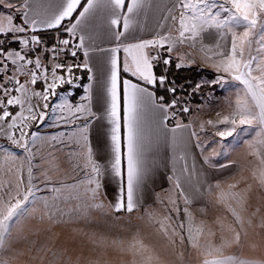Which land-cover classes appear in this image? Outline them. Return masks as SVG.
<instances>
[{
	"label": "snow or ice",
	"instance_id": "obj_1",
	"mask_svg": "<svg viewBox=\"0 0 264 264\" xmlns=\"http://www.w3.org/2000/svg\"><path fill=\"white\" fill-rule=\"evenodd\" d=\"M6 6L19 13L20 23H15L12 15L0 22V135L22 149L23 156L3 148L6 162L14 166L6 170L9 179L0 180V254L10 247L13 233L20 231L39 209L49 220H71L91 209H103L109 195L108 177L117 180L108 207L131 214L143 206L154 143L145 118L150 114L153 123L166 131L168 121L178 115L179 101L166 103L154 91L167 80L155 69L162 63L167 71L173 63V53L177 69L190 66L195 60L191 52L183 49L195 50L199 45L204 62H211L210 66L221 74L215 82L237 85L235 101L230 102L231 114L217 122L230 127L216 135L230 137L238 126H247L257 130L255 144L264 147V0H168L147 38L141 32L148 31L149 26L141 18L146 19L148 10L156 6L154 0H21L18 6ZM97 28L109 41L108 47L97 44ZM53 29L58 30L56 42L49 46L40 33ZM60 30L66 38L59 35ZM9 35L11 44L6 39ZM209 38L211 42L207 43ZM67 55L74 60L66 62ZM97 63H102L105 71L103 91L94 103ZM77 71L88 73L89 83L84 86L80 102L70 103L57 89L65 85L80 87ZM20 76L26 79L21 82ZM38 83H42V90L35 88ZM167 91L175 94L177 89L169 87ZM58 96L61 103L55 102ZM13 108L18 111L13 113ZM180 111L189 113L190 109L185 105ZM49 118L52 123L48 126L60 131L42 135L33 130V126L38 129L47 124ZM190 127L191 124L177 123L170 131L175 134ZM94 128L107 129L100 134L105 137L103 143L110 155L94 150L90 139ZM194 138V147L203 152L195 131L180 137L179 159L183 166L179 174L173 167L168 177L177 199L170 201L173 207L167 211L174 210L177 218L182 212L184 217L172 226V237L196 249L201 264H264L228 254L241 244L242 236L247 235L246 225L251 224L247 215L251 185L240 187L238 181L225 187L219 180L213 182L203 166L197 169L195 155L189 164L188 148ZM45 148L47 156L43 155ZM55 153L66 154L71 172L64 175L69 180L54 179L52 168L57 174L60 171ZM38 155L52 168L37 164ZM253 155L259 160L254 177L264 186V152L257 150ZM203 164L213 167L207 156ZM0 172L5 169L0 167ZM205 186L207 193L215 196L212 203L217 216L193 229L190 206L204 195ZM42 191L49 195L41 196ZM157 199L164 203L159 194ZM181 199L182 209L178 204ZM146 215L149 221L154 217L151 211ZM164 220L172 221L173 217L166 215ZM157 223L167 235L168 226L163 220ZM217 224L218 230H214ZM127 250L134 257L133 264H159L142 242L130 244ZM0 264L8 261L0 259Z\"/></svg>",
	"mask_w": 264,
	"mask_h": 264
},
{
	"label": "rangeland",
	"instance_id": "obj_2",
	"mask_svg": "<svg viewBox=\"0 0 264 264\" xmlns=\"http://www.w3.org/2000/svg\"><path fill=\"white\" fill-rule=\"evenodd\" d=\"M9 15H12L15 20L18 19L12 11L0 4V22H6ZM183 50L191 52L195 60V63L186 67L201 66L213 73L211 77L203 76L200 80L205 97L201 107L193 106L191 109L192 117L194 115V123L197 124V128L203 137L201 145L206 151L205 156L213 165L212 171L217 172V176L219 174L220 178L217 180L225 187L227 184L238 181L240 187L251 185L247 203V215L251 219V224L246 225L247 235L242 236L240 247L244 251L242 250V254L240 253L241 258L264 261V256L260 255L264 254V226H261L262 221H264V186L260 185L254 177L259 160L257 156L253 155V152L257 150L264 152V147L255 144L258 139L255 128L238 126L236 132L230 137L221 138L216 135L217 131L230 127V125L218 124L217 122L222 120L225 115L231 114L233 108L230 102L234 103L235 101L237 85L233 82L223 85L215 82L217 76L221 74L210 66L211 62H204L202 59L204 53L200 51L199 46L195 50ZM175 56L176 53H173L174 64L178 62ZM67 99V97L64 98V100ZM208 121L213 123L209 124ZM51 123L52 120L49 118L44 127L48 128ZM53 130H50L49 134H52ZM4 147L9 148L17 157L23 156V150L11 145L5 136L0 135V167L5 169V172H0V180L6 181L9 179L6 170L14 165L11 161L6 162ZM44 152L47 154V148L44 149ZM54 155L60 163L59 174L51 165L45 164L46 166H44L41 159L38 158L35 162L45 169H48L47 166H51L54 179L62 177L69 180V177L64 175L65 172H71L70 166L66 169L68 166L66 154L55 153ZM221 165L226 167L221 168ZM26 167L25 163V172ZM215 168L217 169L214 171ZM40 195L46 196L49 193L42 191ZM214 199V195L209 196V206L203 209L198 217L195 214L196 211L190 209L194 217L193 229L199 227L202 221L210 223L217 216V209L212 203ZM162 200L165 199L162 198ZM169 201H164L163 204L160 203V206L143 209L130 215L112 214L111 210L105 206L103 209H91L83 217H72L71 220L67 218L49 220L43 210L39 209L23 223L20 231L13 233L10 247L3 254H0V259L7 260L8 264H133L134 257L127 250L130 244L142 242L154 256L155 250L164 249L162 241H156V237L162 234L165 238V232L160 229L157 221L163 220L164 224L168 226L167 236L173 238L171 235L172 226L177 219H184L182 212L177 218L174 210L172 212L167 211L173 207ZM178 204L181 209L184 207L180 205V202ZM149 211L154 213L151 221L146 215V212ZM166 215H171L173 220H164ZM218 227L217 224V229L214 230H218ZM96 235H99L100 238H97ZM107 235L109 237H106ZM170 237L166 238L170 239ZM175 239V242H173L174 240L169 241V247L166 246V249L174 250V243H177L176 248L181 254L184 253V249H194L187 241L180 243L179 237H175ZM204 242V237H201V243ZM248 249L258 253V257L246 258V255H249L247 254ZM185 259L186 257L182 258L183 263L180 264H186Z\"/></svg>",
	"mask_w": 264,
	"mask_h": 264
},
{
	"label": "crops",
	"instance_id": "obj_3",
	"mask_svg": "<svg viewBox=\"0 0 264 264\" xmlns=\"http://www.w3.org/2000/svg\"><path fill=\"white\" fill-rule=\"evenodd\" d=\"M21 2V0H5V4H2L5 8H7L8 10L12 11L17 17L18 19L15 20V23H20V15L19 13H17L15 11V9L13 8H8L6 6L7 3H13L16 4L17 6L19 5V3ZM83 2V0H82ZM168 0H154L155 3V7L151 8L148 10L147 12V18H141L143 20L144 23H146L149 26L148 31L146 32H141V35L145 36L146 38L150 36L151 34V29L152 27H154L156 20L159 18L162 10H163V6L165 4H167ZM55 30V29H53ZM51 31V30H49ZM58 31V30H55ZM59 32H63L62 30H60ZM211 38H209V40H207V43H210ZM96 42L97 44H99L102 47H108L109 46V41L105 38L102 37V35L99 34V28H97V35H96ZM199 45H197L198 47ZM122 55V54H121ZM80 60L83 59V54L82 52L80 53ZM94 71H95V75L97 77L96 81H93V95H94V103L95 101L99 98V95L102 93L103 88H102V83H103V79H104V66L102 65V63H97L94 65ZM88 76V73H86ZM89 83L88 79L86 78L85 83L81 86V93L76 96V98L72 101L71 100V96H73L74 91V87H69L68 85L63 86V89L58 88L57 91L58 93H62L63 94V100L65 97H67V101H69L70 103H79L80 102V98L82 96L85 95V91H84V86H86ZM29 87L31 88L32 86L29 85ZM42 83H38L35 88L37 90H42ZM71 93V96L68 95V93ZM70 97V99H69ZM55 99L56 103H61L62 100L61 98L58 96ZM200 106V105H199ZM201 107V106H200ZM13 110V113H15V111H18L17 108H13L10 109ZM26 113V112H25ZM27 115V113L25 114ZM145 123H146V128L148 133L152 136L153 138V147L150 153V158H149V163L152 165V168L149 171L148 177L146 179L145 182V188H144V202H143V206L137 210H143V209H147V208H154L156 206H160V200L157 199V194H159L160 199L164 198V201H169V200H173V199H177L176 193L172 188V184L169 182L168 177L170 175H172V169L173 167H175L177 174H179V170L181 169V167L183 166V161H181L179 159V156L181 155L180 152V148H179V138L180 137H187L190 132L195 131L196 133H198L199 135V142L200 144H202L203 142V137L201 135V133L199 132L198 128H197V124L194 123V115L189 119L188 122H181L179 119H177V121H175L174 123H171L170 121H168V130H161L159 129L154 123L153 120L151 118V115H147L145 118ZM177 123H181V124H191V127L189 129L186 130H177V132L175 134H173L170 130L172 128H174L176 126ZM45 126V125H44ZM41 126L38 129L35 128V126H33V130H38L40 133H43L42 135L45 134H49L50 130H53V133H56L57 131H60L61 129L55 128V127H44ZM107 129H100L99 131H97V129H93L92 134L90 136V139L92 141L93 144V148L94 150H99L102 154L103 153H109L110 155V151L107 147H105L103 141L105 140V137L102 136L100 133L101 132H106ZM173 135H175L176 137V141L174 142L173 140ZM196 143L195 138L192 141V144L189 145L188 148V158H189V164L191 163V157L192 155H195L197 157V169L199 170L201 168V166H203V168L205 169L207 175L210 178H213V182L217 179H219V174L217 176V172H213L212 171V167H209L207 164H203V158L205 157V149L203 147V152H201V149L199 148H195L194 145ZM48 150V149H47ZM46 152H44L43 150V155L46 156L47 154H45ZM39 160L41 159L40 156H37L35 158ZM38 160V161H39ZM46 163H44V166ZM49 165V164H47ZM48 168L51 166H47ZM69 167V163L66 169H68ZM217 168L214 169V171ZM182 181L184 180L183 177H181ZM110 186H109V195L107 200L105 201V205L107 206L108 201H112L113 197H112V190L117 188V180L111 177L107 178L106 181ZM202 191L204 192V195L201 196L200 198L194 200L193 204L190 206V209L195 210V214L198 217L199 213L202 212L201 210L206 209L209 206V194L206 191V186L205 188H202ZM181 203L180 205L184 206L183 204V200H178V203ZM170 203V201H169ZM181 207V206H180ZM112 214H124V215H130L129 213L125 212V211H121V212H116L113 208L108 207ZM137 211H134L131 214L136 213ZM199 219V218H198ZM197 219V220H198ZM97 238H100L99 235H96ZM106 237H109L108 235ZM166 237H170L169 235H165V238L162 236V234L158 237H156V241H162L163 244V248L164 249H160V250H155V257L158 258L159 264H180L183 263L182 262V258L186 257L185 262L186 264H201V256L200 253L196 250V249H184V253L181 254V252L179 250H177V243H174V250L170 251V249H166V246L169 247V241L170 240H174L176 241L175 237L168 239ZM252 246V245H251ZM242 248L239 246H235L232 249H230L228 251L229 255H236L238 257L241 258L240 253L242 254ZM244 251V250H243ZM249 255H246V258L248 257H254L257 256L258 257V253H255L251 250H247ZM261 256H264V254H260ZM243 259V258H241ZM173 260V261H172ZM86 261V260H84Z\"/></svg>",
	"mask_w": 264,
	"mask_h": 264
},
{
	"label": "trees",
	"instance_id": "obj_4",
	"mask_svg": "<svg viewBox=\"0 0 264 264\" xmlns=\"http://www.w3.org/2000/svg\"><path fill=\"white\" fill-rule=\"evenodd\" d=\"M53 32H55V30H51L49 33ZM59 35L63 38H66V34L64 32H59ZM6 39L8 41V44H11V35H9ZM8 44H6L5 46L7 47ZM11 46L15 47L14 44ZM64 60L66 62H71L74 60V58H71L67 55L64 57ZM155 71L157 75L167 76L165 85L163 87H156L154 89L157 97L163 96L166 103L170 102L173 99H177L179 101L176 109L178 115L174 119H170L169 121L171 123H174L175 121H177V119H179L181 122H188L190 119L192 107L201 105L203 99L205 98L203 86L200 83V80L203 76L211 77L213 73L201 66L183 67L177 69L174 62L170 67L167 68V71H165V67L162 63L156 67ZM76 75L81 77V79L77 81L80 87H74V93L73 96H71L72 101L81 93V86L85 83L87 78L86 72L77 71ZM198 85L199 87H197ZM169 87H176V93L173 94L167 91ZM185 105L189 107V113H183L180 111V109Z\"/></svg>",
	"mask_w": 264,
	"mask_h": 264
},
{
	"label": "built area",
	"instance_id": "obj_5",
	"mask_svg": "<svg viewBox=\"0 0 264 264\" xmlns=\"http://www.w3.org/2000/svg\"><path fill=\"white\" fill-rule=\"evenodd\" d=\"M49 32L50 31L41 32L40 35H41L42 39L44 40L45 44L51 46L52 44H54L56 42L57 31H55L53 33H49ZM80 53H78V57H79ZM68 56H70V55H68ZM19 79L21 80V82H23L26 79V77L20 76Z\"/></svg>",
	"mask_w": 264,
	"mask_h": 264
}]
</instances>
